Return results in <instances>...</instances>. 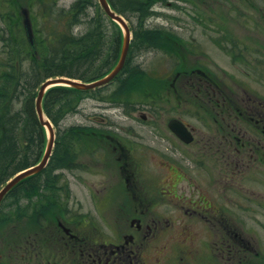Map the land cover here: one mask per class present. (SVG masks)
Returning a JSON list of instances; mask_svg holds the SVG:
<instances>
[{
	"label": "rangeland",
	"instance_id": "374dc122",
	"mask_svg": "<svg viewBox=\"0 0 264 264\" xmlns=\"http://www.w3.org/2000/svg\"><path fill=\"white\" fill-rule=\"evenodd\" d=\"M73 1L56 0L54 6L56 9L59 8L61 14H63L74 7ZM33 5L34 0H0V26L5 27L8 31L6 24L8 23L12 28V34L16 32L15 29L24 34L20 13L27 10L29 18L34 23V29L38 28V23L45 22L47 17H39V20L30 17L32 12L34 14L36 12L40 13L35 10L36 7ZM80 5L82 9L78 11L74 8L72 13L79 14L83 11L85 13L88 6L86 5L84 9L85 4L80 3ZM232 6L240 9L241 1L171 0L169 5L167 3L154 5V14L147 19L144 26L145 29L147 28L146 30L156 33L153 43L149 46L136 48L137 45L131 42L124 72L118 75L115 81L107 84L105 88L95 91L93 97L85 94V97L78 102L76 110L63 115L58 126L54 127L55 131L63 130L66 132L65 136H61L56 131L55 141L58 143L55 144L57 148L54 147L56 153L59 152V146H62L58 142L60 136L61 138L67 137L70 143L73 142L70 148L64 145L63 155H57L52 162L54 165V162L57 161L63 166H68V169L52 170L53 180L45 179L43 181L44 186L50 185L49 190L44 187V190L41 191L40 183L32 182L24 185L30 192L23 193L20 190L24 184L22 183L10 190L11 192L0 200V264H31L30 260L34 258L39 262L41 261V257H39L40 248L37 246L39 244L33 249H29L31 245L28 246V241L40 242L42 238L48 239L47 230L51 231L55 224L54 221L61 217L59 216L61 212L55 209L52 211V208H50L51 202L55 201L52 198L54 195L59 197L60 204L64 203L65 212L71 211L70 215L73 214L72 210L82 212L81 215L84 217L78 214L79 217H83L91 225L96 223L100 229L105 228L103 223L111 226L112 224H123L126 216L131 214V209L128 208L127 212L123 214H117L119 206L130 204L127 203L129 198L125 196L124 185L117 176L119 163L115 162V158L118 151L112 149L114 144L116 150L122 146L123 151L128 153V148L125 147L128 143L130 147L132 145L130 151L136 149L138 155L136 154L137 158L134 155L133 162L135 164H126V168L130 174L136 173V185L141 191L149 187L158 189L160 185L166 188V184L162 183V177L168 172L170 183L176 185V188H170L171 193L177 195L179 192L180 183L179 185L176 183L177 174L174 167L170 169L162 167L157 150H155V147H165L167 143L170 144L171 151L173 150L176 156L182 159L185 167L189 168L188 171L191 175L193 171L194 173L198 171L199 173L205 172V169L208 168L205 162L206 159L202 157L198 159L199 156L194 148L190 146L189 148L182 147V151H179L177 145L170 142L174 138H170L167 134L164 137L160 136L163 123L173 116L178 115L185 121L195 118L205 119L202 103L199 100L189 99L187 92L184 90L185 82L182 80L178 82L181 95L179 96L180 102L177 105L170 92L162 88L164 81L161 79L168 74L171 75L177 65L182 64L184 66L185 56H189L190 53L187 42L195 47L200 46L206 52L205 55L208 56L207 61L211 65L210 68L222 65L223 62L219 56L224 57L225 55L220 51L216 53L213 43L229 36L230 26L227 20H229ZM88 12L91 14L92 8ZM12 13H15V16ZM63 17L65 23H67L69 16ZM240 17L241 10L238 17H234L237 24ZM83 20L88 23L93 21V19L85 16H82V20L79 21L82 22ZM126 20L130 26L132 41L134 32H139L138 24L130 18H126ZM221 20L226 22L223 23ZM86 21L81 25L70 26V28L74 33L81 29L84 31L88 28L86 27ZM108 24L111 28V23L108 22ZM116 26L120 37L119 49L123 31L117 23ZM159 29L168 32L164 33L165 36H163L157 33ZM256 31L260 32L259 30ZM227 39L226 37V41ZM1 45L0 42V47ZM228 45L222 44V46ZM199 58L200 55L195 53L192 56L191 63H195ZM3 60L4 54L0 51V66H2ZM142 114L147 117L143 118ZM92 131L97 133L94 134L96 136H92ZM87 132L89 137L86 135ZM179 152L184 155L181 156ZM140 153L142 158L139 159ZM215 170L213 180H221L220 177L223 176V172L219 170L218 163ZM55 175L58 177H54ZM246 178L248 180L246 186L249 192L247 193L248 197L244 200L245 204L237 202L234 206L235 211L231 209L229 212L234 217L231 221L235 220V226L238 230L245 231L244 236L249 238L251 243L255 242L256 247L261 248V246L264 247V170L261 168L251 169L248 171ZM206 181L207 178L205 179L204 175L202 182ZM104 185L110 187L105 189ZM57 189L60 191L55 192ZM66 194H68L67 197ZM153 195L157 197L158 203L168 202L160 194ZM108 196L112 198L110 199ZM23 197H26V203H24ZM108 200L109 202L106 203ZM34 205L41 206L43 210L48 211L43 212V225L38 226L33 221ZM244 205L249 209L245 210L244 207L245 211H242ZM168 215L180 216L178 211L169 212ZM75 216L77 217V215ZM41 226H44L46 231H41ZM197 230L199 232L195 236L196 242L201 254L207 255L206 258L204 257V261L207 264H215L210 260L213 258L212 253L207 250V239L204 233L206 230L204 228ZM30 253L33 254L32 257L29 256ZM27 255L31 259L27 258ZM43 258L45 260L46 257L43 256ZM252 261L251 257L250 261L244 264H254L255 261ZM262 264H264V260Z\"/></svg>",
	"mask_w": 264,
	"mask_h": 264
},
{
	"label": "flooded vegetation",
	"instance_id": "af4514ba",
	"mask_svg": "<svg viewBox=\"0 0 264 264\" xmlns=\"http://www.w3.org/2000/svg\"><path fill=\"white\" fill-rule=\"evenodd\" d=\"M240 1V9L230 8L227 41L224 37L213 43L214 51L225 55L219 56L223 66L210 68L206 52L187 42L190 53L185 56L184 66L177 65L171 75L161 79L164 81L162 88L170 92L177 105L181 95L178 82L182 80L189 99L202 103L205 119L185 121L178 115L173 116L189 127L191 135L184 137L191 141L186 143L168 126L170 118L163 123L160 136L167 134L174 138L170 142L175 143L179 151L182 147L194 148L198 159H206L208 168L205 172L197 170L191 175L167 143L155 150L162 167H174L176 183H180L179 192L177 195L171 193L170 188H176V185L170 183L167 170L162 177L166 188L163 185L158 189L149 187L142 189V193L136 185V173L130 174L126 168V164L134 163V155L137 158L136 149L130 151L132 145L130 147L128 143L125 146L128 153L122 146L116 150L114 144L112 149L118 151L115 158L119 163L117 176L130 204L119 206L117 214L127 212L128 208L131 214L126 216L123 224L103 223L105 228L100 229L96 223L86 222L82 212L71 209L73 214L70 215L71 211H63L54 221L53 229L47 230L48 239L28 241L29 249L37 244L40 248V262L30 258L32 253L30 257L27 255L31 264H207L204 261L207 255L201 254L195 237L199 232L197 229L203 228L213 263L244 264L252 257L256 264L258 250L244 236L245 231H239L231 221L234 217L230 215L229 207H234L237 202L244 203L248 197V171L264 170V0ZM240 10L237 24L234 17H238ZM223 43L229 45L222 46ZM195 53L200 58L191 63ZM217 163L223 176L214 181ZM204 175L206 182H202ZM104 186L105 189L110 187ZM156 193L168 202L158 203L153 195ZM111 196L108 197L111 199ZM244 207L249 209L244 205L242 211H245ZM175 211L180 216L168 215ZM35 212L36 223L43 225L44 213ZM40 230L46 231L44 226Z\"/></svg>",
	"mask_w": 264,
	"mask_h": 264
},
{
	"label": "trees",
	"instance_id": "16d2710c",
	"mask_svg": "<svg viewBox=\"0 0 264 264\" xmlns=\"http://www.w3.org/2000/svg\"><path fill=\"white\" fill-rule=\"evenodd\" d=\"M35 1V10L40 13L32 12L30 17L35 20L47 17L43 24L38 23V28L35 26V52H32L25 34L21 31L15 29L16 32L12 34L8 23L9 32L0 26V51L4 54L0 66V184L5 183L18 170L30 167L41 158L44 132L34 109V97L40 82L49 76L60 74L82 81L93 80L105 74L115 64L119 53L118 27L104 15L94 0H74V7L63 14L59 8H55L56 0ZM167 1L171 0H108V3L113 10L138 24L139 32H134L131 42L139 48L153 43L156 33L146 30L144 22L154 14L155 4ZM80 3L85 4L84 9L88 6L86 12L72 13L74 8L78 11L82 9ZM91 8L92 13L89 14L88 10ZM80 14L93 21L88 23L83 20L82 23L86 21L88 28L74 33L70 26L74 23L81 24ZM12 15L15 16V13ZM63 16H69L67 23ZM108 22L111 23V28ZM163 31L164 29H159L157 33L163 35L168 32ZM124 69L125 67L122 70ZM85 92L61 85L52 87L44 95L43 109L58 126L63 115L76 110L78 99ZM58 142L62 145L59 146V152L56 153L54 149L45 167L19 182L24 183L20 189L23 193L30 192L24 185L32 182L40 183L41 189H47L50 185L44 186L43 181L53 180L52 170L64 167L57 161L53 165V159L59 154L62 156L64 145L72 147L73 142L70 143L67 137H62Z\"/></svg>",
	"mask_w": 264,
	"mask_h": 264
},
{
	"label": "water",
	"instance_id": "95a60500",
	"mask_svg": "<svg viewBox=\"0 0 264 264\" xmlns=\"http://www.w3.org/2000/svg\"><path fill=\"white\" fill-rule=\"evenodd\" d=\"M99 4H101L102 8L104 9L105 13L112 18L114 21L116 20L122 27L124 30L123 33V43H122V51L121 54L119 56L118 62L117 64L109 71L108 74H106V76L94 80V82H90V83H81L75 79H70L67 78L65 76H60V77H54L51 78L49 77V79H46L45 81H43L39 86L37 95H36V100H35V109L37 112V116H38V120H40L41 124L45 125L47 128V132L49 133L48 139H47V145H46V149L43 153V157L41 158V161L34 165L33 167H30V169L24 170V171H20L18 172V174H16L15 176H13L1 189H0V199L1 197L8 191V188L11 187L13 184H15L17 181H19L20 178L29 175L30 173L33 172H37L39 170H41V168L43 167V165L46 163L48 157H49V153L51 152L52 149V145H53V137H54V131L53 128L51 126V123L49 120L44 118V114H43V109H41V102H42V96L44 94V92L49 88L50 85H60V84H66L69 86H75L78 87L80 89H86V88H94L97 85H104L106 84L107 81H109L111 78H113L118 70L122 67L123 63H124V58L125 55L127 53V47H128V43H129V26L125 23L124 19L122 18V16L120 14H117L116 12L112 11L110 9L109 3H107V0H98ZM25 24V30L27 32V37L28 40L31 42V44L33 43L32 41V30H30V25H29V21L28 18H25L24 21ZM175 127H179L178 125H176Z\"/></svg>",
	"mask_w": 264,
	"mask_h": 264
},
{
	"label": "bare ground",
	"instance_id": "6f19581e",
	"mask_svg": "<svg viewBox=\"0 0 264 264\" xmlns=\"http://www.w3.org/2000/svg\"><path fill=\"white\" fill-rule=\"evenodd\" d=\"M169 2H171V1H167L166 3L169 5ZM153 10H154V6H153ZM118 13V12H117ZM146 21L147 20H145V22H144V25L146 24ZM149 27V26H148ZM55 62V61H54ZM54 131H55V129H53ZM56 131H58V133L61 135V136H65V131H63V130H56ZM56 131L54 132V136L56 137ZM61 136L59 137L60 139H61ZM237 200V199H236ZM231 204H229L228 206H230ZM230 209H232L233 211H235L234 209H235V207H229ZM236 213V212H235ZM234 223L236 224V222H235V220H234ZM254 246H255V248H256V250H258V254L257 255H255V256H257V259H258V261H259V263L260 264H262V261L264 260V253H263V250H264V247H262L261 246V248L259 247V246H257L256 247V245H255V242L254 243H252Z\"/></svg>",
	"mask_w": 264,
	"mask_h": 264
}]
</instances>
